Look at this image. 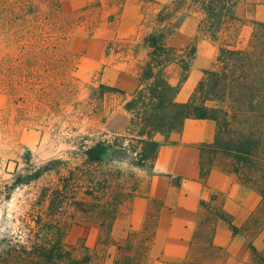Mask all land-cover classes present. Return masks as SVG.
Listing matches in <instances>:
<instances>
[{
  "label": "rangeland",
  "instance_id": "obj_1",
  "mask_svg": "<svg viewBox=\"0 0 264 264\" xmlns=\"http://www.w3.org/2000/svg\"><path fill=\"white\" fill-rule=\"evenodd\" d=\"M59 6V0H0V264H12L14 249L21 250L27 244L28 227L35 226L32 219L43 211V192L54 189L67 176L66 193L75 198H69L56 216L67 247L78 257L89 256L90 264H105L107 259L110 264H148L149 234L133 232L128 239L113 241L109 236L112 219L101 206L112 197L115 188L125 201L129 200L138 173L148 170L149 163L134 165L132 153L122 160L87 163L76 151L83 135L100 138L123 133L111 131L114 118L106 123L117 109V100L89 97L99 70H93L94 61L88 57L95 55L97 49L88 46L86 55L83 47L84 39L90 36L85 20L66 17L61 7L56 12ZM238 11L253 24L260 20L251 14L261 18L264 8L256 10L240 4ZM105 24L100 34L115 31L116 24ZM245 36L242 34L238 46L243 45ZM169 44L176 48L195 47L192 76L186 89L215 61L216 44L196 37L195 22L189 15L179 14L178 27ZM169 78L176 80L175 67L169 69ZM126 143L131 148L136 146L132 141ZM49 160H53L50 170L29 183L12 186L16 177L32 173ZM215 162L229 166V162L221 163L216 158ZM91 177L101 186L112 182L111 189L97 195V200L84 192ZM219 202H214L212 214L218 210ZM118 205L113 206L114 216ZM212 220L213 215H209L201 224L199 234L205 238L196 241L198 252L188 264L221 254L207 245ZM262 224H258V230L247 231V236L253 239L264 233ZM92 227L99 229L93 247L89 246L93 242Z\"/></svg>",
  "mask_w": 264,
  "mask_h": 264
},
{
  "label": "trees",
  "instance_id": "obj_2",
  "mask_svg": "<svg viewBox=\"0 0 264 264\" xmlns=\"http://www.w3.org/2000/svg\"><path fill=\"white\" fill-rule=\"evenodd\" d=\"M238 1L189 0L201 14L196 37L215 43L217 55L213 65L203 71L188 99L179 101L177 94L189 75L195 47L176 48L169 44V39L178 27L179 11L186 3L183 0L167 3L142 0L141 43L146 47L147 54L136 72L138 87L127 97L123 90L102 83L91 86L89 92V97L97 95V98L110 93L124 96L123 109L127 114L125 130L113 137H107V134L100 138L83 135L76 151L87 163L122 160L132 153L134 165L148 162L150 169L158 146L156 134L179 131L187 118L212 119L216 123V131L210 149L227 158L228 170L261 196L257 210L241 227H237L221 208L214 214L225 221L234 233L241 232L247 236V231L258 230L259 223L264 225V22H253L245 48L234 47L236 24L241 21L235 14ZM132 42V38L118 40L113 43L114 50H133ZM110 48L111 45H107V51ZM171 67L177 70L176 83L169 78ZM126 141H132L136 146L131 148ZM52 162L49 160L32 173L16 177L12 186L38 178L51 169ZM68 178L62 177L65 181L62 180L47 193L43 192V211L32 219L35 226L28 227L30 235L27 244L22 245L21 250L14 249L12 264H90L89 256H76L63 242L61 225L56 219L69 198H75L68 197L66 193ZM106 184L101 186L91 177L84 192L97 200V195L111 189L112 182ZM135 188L132 187L131 195ZM112 192V197L101 204V208L113 220V206L125 201V198L120 196L117 188ZM252 237L247 236L251 263L264 264V251L257 250L252 244Z\"/></svg>",
  "mask_w": 264,
  "mask_h": 264
},
{
  "label": "crops",
  "instance_id": "obj_3",
  "mask_svg": "<svg viewBox=\"0 0 264 264\" xmlns=\"http://www.w3.org/2000/svg\"><path fill=\"white\" fill-rule=\"evenodd\" d=\"M158 1L167 3L172 0ZM183 2L186 4L179 14L189 15L195 22L196 31L201 14L189 0ZM240 4L262 10L264 0H239L236 4L235 14L241 21L236 24L237 36L233 45L245 48L253 24L242 18V13L238 11ZM59 5L56 12L61 7L66 17L74 16L86 22L90 36L84 39L86 45L83 47L86 55L89 53L88 46L97 49L95 55L88 57L94 61L93 70H99V76L92 86L102 83L117 87L127 97L138 87L136 72L147 54L146 47L141 43L142 0H59ZM244 15L248 17L247 12ZM251 17L264 22V12L261 18L252 14ZM105 23L116 25L115 31L103 36L99 32ZM242 34H246L245 42L238 46ZM124 38L133 39V50L115 51L113 43ZM107 45H111L108 51ZM191 76L192 66L177 94V100L186 101L203 75L193 80L186 89ZM172 82L176 83L177 78ZM105 98L117 100V109L106 123L114 118L111 131L121 133L127 124L124 96L110 93L105 94ZM215 131L216 123L212 119L187 118L179 131L155 135L158 146L153 165L138 173L131 198L119 203L109 229L113 241L128 239L133 232L146 233L150 238L148 264H188L191 256L198 252L199 243L196 241L205 238L199 234L201 224L209 215H213L207 245L221 251V254L211 260L193 261L191 264H252L247 236L241 232L234 233L215 212L212 214L211 209L218 199L219 208L231 217L237 227H241L257 210L261 196L228 167L217 165L215 158L221 163L229 160L210 149ZM90 232H93V242L89 246L93 247L99 229L92 227ZM252 244L257 250L264 251V233L257 234ZM105 264H110V260H105Z\"/></svg>",
  "mask_w": 264,
  "mask_h": 264
}]
</instances>
